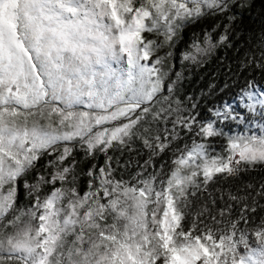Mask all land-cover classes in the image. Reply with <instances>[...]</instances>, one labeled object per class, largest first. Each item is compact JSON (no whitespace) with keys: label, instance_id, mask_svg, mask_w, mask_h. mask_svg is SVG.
Here are the masks:
<instances>
[{"label":"snow or ice","instance_id":"obj_1","mask_svg":"<svg viewBox=\"0 0 264 264\" xmlns=\"http://www.w3.org/2000/svg\"><path fill=\"white\" fill-rule=\"evenodd\" d=\"M230 3L0 0V253L19 264H264V220L251 232L238 227L240 220L250 223L243 214L221 229L199 214L190 227L182 223L187 197L202 184L220 174L237 175L246 170L242 164L264 165V87L249 82L236 108L225 102L198 121L182 114L178 99L172 101L176 81L164 57L153 59L186 22L225 12ZM152 32L163 42L143 35ZM226 41L227 28L217 43ZM205 45H194L184 58L196 62L216 46L208 35ZM161 99L177 107L170 102L153 111ZM241 107L260 118L261 135L226 136L218 127L229 120L250 123L237 111ZM173 113L164 138L152 136L150 124L167 122ZM177 125L192 139L175 150L166 178L153 174L136 186L112 176L110 148L127 146L139 135L154 154L163 153L178 138ZM216 137L226 140L222 151L211 142ZM77 144L89 156L107 157L98 173L88 171L93 179L83 194L75 186V162L65 163ZM61 146L48 162L52 170L29 182L37 161ZM21 179L33 198L26 210L17 205ZM45 185L51 189L42 194ZM149 204L155 205L150 212Z\"/></svg>","mask_w":264,"mask_h":264},{"label":"trees","instance_id":"obj_2","mask_svg":"<svg viewBox=\"0 0 264 264\" xmlns=\"http://www.w3.org/2000/svg\"><path fill=\"white\" fill-rule=\"evenodd\" d=\"M227 28L228 41L223 44L217 43L221 34ZM146 39L163 42L164 37L152 33L143 34ZM211 37L215 47H210L206 55H202L196 62L185 59L186 53L195 51L194 45L205 47V36ZM264 0H231L229 8L225 12H211L198 19L186 22L176 30L171 43H164L157 49L153 56L164 57V68L168 71L170 80L176 81L172 101L178 99L182 114L196 115L197 120H207L211 118L210 108L223 106L229 102L233 108L239 103L241 89L248 86L249 82L254 85L264 87ZM171 53V55H168ZM259 65V66H258ZM179 73V80L176 74ZM163 95H168L165 91ZM172 101L157 103L153 111L159 109L163 104L165 107L172 103V107L177 105ZM195 105V107H193ZM62 107V105H61ZM250 123L238 124L236 121H226L219 124L227 135L262 134V129L257 125L260 120L258 116L252 117L242 107L237 109ZM176 113L167 122L155 121L150 124L151 135H160L164 138L165 128L171 130L172 121ZM57 117L53 114V125ZM41 124H47V120L40 119ZM178 138L171 142L170 146L163 152L154 154L145 147L143 139L133 138L127 146L116 145L110 148L107 156L110 161L112 176L115 179L123 180L131 185L140 186L138 180L157 175L158 180L166 178L172 167V159L177 148H182L184 144H190L192 134L186 132L178 125L176 127ZM147 135V134H145ZM212 144L217 151H222V146L226 140L224 137L212 139ZM75 143V142H73ZM62 146L51 156L44 154L37 161V168L27 176L29 182H35L37 173L47 174L52 169L48 167L49 160H53ZM106 155L97 152L94 156H89L78 144L73 148L72 155L65 163L75 162L76 181L75 186L80 194L87 192L89 181L93 179L88 175L90 169L98 173L99 168L105 167ZM141 175L138 176L137 174ZM201 180L202 178H198ZM98 183V181H97ZM264 165H257L248 168L246 173L240 174L236 178L228 179L226 174H220L207 185L196 189V194L187 197L189 203L184 209L186 216L182 222L184 227H190L193 219L199 214V219L217 229L225 228L232 222L240 220L241 215L250 221L244 224L242 220L238 227L245 228L249 232L254 229L260 221L264 220ZM7 187V186H6ZM51 186L45 185L42 194L50 191ZM192 189H189V193ZM236 196L238 199H230ZM33 202L28 190L24 187V181H19L17 193V205L22 209H27ZM247 205V210H245ZM155 205L149 204V212ZM255 207L256 211L251 209ZM223 212V215H221ZM211 217H215V223ZM34 223H36L34 221ZM254 236H251L250 242ZM71 239V238H70ZM241 245L238 251L243 250ZM6 253H0V264H19V261L7 259ZM230 259V258H229Z\"/></svg>","mask_w":264,"mask_h":264},{"label":"built area","instance_id":"obj_3","mask_svg":"<svg viewBox=\"0 0 264 264\" xmlns=\"http://www.w3.org/2000/svg\"><path fill=\"white\" fill-rule=\"evenodd\" d=\"M240 167H241V169H246V170L240 171L239 174H237V175H227L226 174L227 178L228 179H233V178H236L237 176H239L240 174L246 173L248 171V167L246 165L242 164Z\"/></svg>","mask_w":264,"mask_h":264},{"label":"rangeland","instance_id":"obj_4","mask_svg":"<svg viewBox=\"0 0 264 264\" xmlns=\"http://www.w3.org/2000/svg\"><path fill=\"white\" fill-rule=\"evenodd\" d=\"M254 133H255L256 135H259L257 132H254ZM249 135H250V134H249ZM251 243L253 244V246H257L255 238H252ZM244 252H245V249L242 250L241 254H243Z\"/></svg>","mask_w":264,"mask_h":264}]
</instances>
